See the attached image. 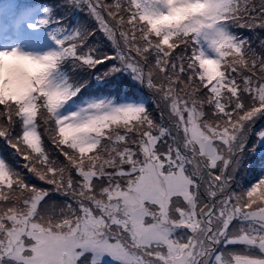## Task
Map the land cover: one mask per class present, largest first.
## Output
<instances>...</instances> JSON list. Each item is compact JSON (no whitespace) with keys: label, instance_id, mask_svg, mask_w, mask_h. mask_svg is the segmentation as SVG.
<instances>
[{"label":"snow or ice","instance_id":"6c2138e0","mask_svg":"<svg viewBox=\"0 0 264 264\" xmlns=\"http://www.w3.org/2000/svg\"><path fill=\"white\" fill-rule=\"evenodd\" d=\"M61 7L91 24L46 7L28 26L54 47L0 49V142L48 186L0 155V264H264V171L234 187L264 149V0ZM115 79L146 88L158 119L105 94Z\"/></svg>","mask_w":264,"mask_h":264},{"label":"rangeland","instance_id":"374dc122","mask_svg":"<svg viewBox=\"0 0 264 264\" xmlns=\"http://www.w3.org/2000/svg\"><path fill=\"white\" fill-rule=\"evenodd\" d=\"M51 1V0H0V15H3L0 18V22H4L7 18L8 25L7 31L5 32V28L0 25V49L11 50L13 47H17L19 50L24 52L31 53H43L47 51L49 48L54 47V42L49 36L50 28L45 26H39L35 29L30 28L29 24H38L41 18H45L46 14L44 13L43 8H38L42 5V2ZM63 2H59L57 6L53 5L54 8L58 9ZM50 5L51 3H47ZM30 7H34L32 9H28ZM36 7V8H35ZM63 10V18H66L65 8ZM69 12V11H68ZM59 14V13H58ZM23 16V17H22ZM59 17L58 15H54ZM73 16L78 19L79 23L91 24V20L85 16L83 13L73 12L70 17L63 19V22L67 26H72ZM243 30L237 29V32H242ZM262 35V34H260ZM253 37V34H250ZM90 43L97 44L102 50L108 51L109 45L104 38L97 33L94 38L90 41ZM107 65H103L97 69L98 72H103ZM110 86H106L103 89L105 94H114L123 98L124 96H130L140 99L147 98L149 100V109L152 111L154 117L158 119L156 111L152 108L150 103L151 95L146 88H141L137 85H134L131 81L124 79H115L109 82ZM98 94L95 90V87L85 90L83 96L95 95ZM264 127V118L258 119L255 124V129H260ZM46 141V140H45ZM44 141L45 147L49 150V144ZM255 141V136H251L249 138V144L251 145ZM2 142H0V155L5 156L7 159V154L10 156L9 158H14L9 154V150L3 149ZM51 152V151H50ZM261 152H264V149L259 150L255 155L246 152L244 157V167L241 168L240 173L237 175V185L244 186L249 182H252L262 171H264V156L261 155ZM17 159L14 158L12 164H16L20 171H22L25 176L28 178L29 183L35 184L37 187H48L47 185L40 182L35 177L29 175L23 168L19 167L17 164ZM62 159V157H61ZM22 163V162H21ZM14 166V165H13ZM63 200V198H59ZM220 251H241L240 246H228V248L220 247ZM102 264H115L109 257L105 256L102 260Z\"/></svg>","mask_w":264,"mask_h":264},{"label":"trees","instance_id":"16d2710c","mask_svg":"<svg viewBox=\"0 0 264 264\" xmlns=\"http://www.w3.org/2000/svg\"><path fill=\"white\" fill-rule=\"evenodd\" d=\"M46 1V0H45ZM59 2H63V0H51V1H47V3H51L50 5H48L46 2H42V5L40 6V8H43V6H46V7H49V8H52L53 9V15H58L59 17L60 16H63V8L64 7H59L58 9L54 8L53 5L57 6ZM69 10L65 8V15H66V18L70 17V15L73 13V12H68ZM59 13V14H58ZM63 18V17H62ZM66 18H63V19H66ZM72 23L76 24L78 21V19H76L74 16H73V19L71 20ZM47 28H49V26L46 25ZM237 31V29L235 30ZM242 34L245 35V36H250L251 33L247 32V31H242ZM262 35H264V32L260 33ZM110 86V85H108ZM46 140V141H45ZM44 141L47 142L49 144V151H51L53 153V155H57V153H55L54 149L52 148V145L51 143L48 141L47 137H44ZM3 149L6 150V146H3ZM7 157H8V160L10 159V162L13 161L14 158H9L10 156L7 154ZM15 167H18L16 164H13ZM20 167V166H19Z\"/></svg>","mask_w":264,"mask_h":264}]
</instances>
